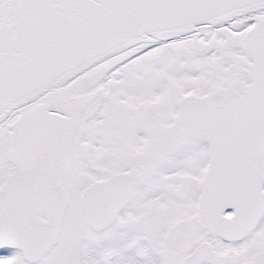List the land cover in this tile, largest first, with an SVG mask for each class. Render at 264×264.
Listing matches in <instances>:
<instances>
[{
    "label": "snow or ice",
    "instance_id": "snow-or-ice-1",
    "mask_svg": "<svg viewBox=\"0 0 264 264\" xmlns=\"http://www.w3.org/2000/svg\"><path fill=\"white\" fill-rule=\"evenodd\" d=\"M0 264H264V0H0Z\"/></svg>",
    "mask_w": 264,
    "mask_h": 264
}]
</instances>
